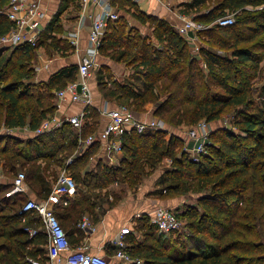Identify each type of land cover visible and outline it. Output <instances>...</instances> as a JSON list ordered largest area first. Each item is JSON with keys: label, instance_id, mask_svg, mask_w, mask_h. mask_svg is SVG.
<instances>
[{"label": "trees", "instance_id": "trees-1", "mask_svg": "<svg viewBox=\"0 0 264 264\" xmlns=\"http://www.w3.org/2000/svg\"><path fill=\"white\" fill-rule=\"evenodd\" d=\"M73 1L61 0L34 45L25 41L0 47V126L35 130L53 115L55 92L76 79L77 65L70 64L46 83L32 81L36 49L64 54L69 48L55 34L62 29L60 15ZM205 2L190 0L184 6L197 10ZM8 4L9 0H0V36L13 28L4 13ZM112 4L131 12L141 24H149L152 34L143 35L122 15L108 21L99 55L130 64L133 72L128 80L109 85L112 74L100 65L98 89L108 101L126 100L129 104L125 105L135 113L151 105L153 117L163 120L166 128L123 131V155L118 163L107 165L98 160L89 169L99 140L75 152L79 137L97 132L99 114L87 106L88 119L79 133L68 122L25 140L0 131L3 168L9 165L12 171L16 163L25 167L26 180L39 199L48 197L58 176L56 167L72 168L80 197L54 208L68 237L65 223L74 226L87 208L94 213L92 206L103 200L99 190L119 181L126 187L114 194L121 197L168 157L170 165L158 178L155 193L173 197L195 191L196 204L182 213L191 219L190 234L182 241L171 237L173 232L159 233L143 216L138 225L140 240L129 234L127 251L143 264H264V68L260 65L264 59V0H216L193 17L207 25L198 31L207 41L197 52L166 20L144 14L129 0H113ZM227 13H234L233 24L214 23ZM255 81L261 85L254 86ZM226 109L235 111L230 124L212 128L204 151L195 159L182 150L184 139L168 129L202 119L215 123L223 119ZM69 157L72 161L66 164ZM6 192L0 195V264L44 260L47 237L41 219L32 211L21 212L29 197L21 192L6 196ZM30 229L37 232L31 235Z\"/></svg>", "mask_w": 264, "mask_h": 264}, {"label": "built area", "instance_id": "built-area-1", "mask_svg": "<svg viewBox=\"0 0 264 264\" xmlns=\"http://www.w3.org/2000/svg\"><path fill=\"white\" fill-rule=\"evenodd\" d=\"M82 5L88 2H95L101 7L100 12L92 18L91 28L89 31L88 50L80 58L77 64L76 79L67 83L65 87L57 90L55 96L59 99L69 98L70 101H80L84 104V108L76 114L69 115L63 119L52 117L42 120L40 125L33 130L34 134L46 132L53 126L58 127L63 122L71 124L78 133L85 125L86 107L91 104V92L89 78L92 70L99 65L97 57L99 55V44L107 28L109 20H114L118 14L109 6L108 0H80ZM264 7V5H262ZM5 15L13 23V28L6 34L0 36V47L14 46L19 43L28 41L32 45L40 32V20L43 12L36 0H9ZM234 13L222 15L214 21V23L227 26L234 23ZM182 24L177 26L178 32L184 36L192 31H200L207 27L206 24L197 22L193 19L181 17ZM73 44H77L78 31H70L68 33ZM257 82V81H255ZM261 83L254 86L259 87ZM264 97V94H263ZM258 99V98H257ZM102 114L107 117V121L99 134L93 133L86 137H79L78 150L82 151L84 147L102 138V148L106 149L109 156L121 153L120 134L123 131L135 129L138 132L164 129L166 128L163 120L151 118L149 120H141L137 118L134 112L127 108L126 105H119L111 109H102ZM226 125V124H225ZM9 131L10 129H6ZM212 130L210 123L200 120L196 125H192L188 130V137L194 140V145L189 149L192 159L196 155L204 151V145L208 141L209 133ZM72 161V157L66 160V164ZM26 177L24 171H18L11 181V189L6 192L9 196L15 192L25 193ZM76 182L63 166L54 181L51 191L46 199L28 198L21 212L32 211L40 217L42 222V230L46 234V258L44 260H32V264H108L107 258L99 253L90 252L86 247H73L67 237V234L61 225L59 219L55 215V204H67V199L76 189ZM150 222L153 223L157 231L162 234H169L177 231L181 226V221L176 216V212L167 206H158L150 216ZM81 227L92 228L87 216L82 218ZM36 229H30L29 233L34 235ZM116 247L113 257L122 264H143V260L139 257L132 256L126 249L124 233H120L114 240ZM63 257V258H62Z\"/></svg>", "mask_w": 264, "mask_h": 264}, {"label": "crops", "instance_id": "crops-1", "mask_svg": "<svg viewBox=\"0 0 264 264\" xmlns=\"http://www.w3.org/2000/svg\"><path fill=\"white\" fill-rule=\"evenodd\" d=\"M40 5L43 12L42 19L40 20L41 29H44L48 22L52 19L55 13L58 11L61 0H36ZM113 0H108L109 6L118 15H122L126 18L130 26L138 29L144 34H148L147 27L145 24H141L136 18L125 9H117L116 5L112 4ZM137 8L146 15L161 18L169 22L175 28L182 24L181 17H187L181 14V8L184 4L190 0H129ZM74 2H71L69 7L62 12L60 15V20L62 24L61 32L55 35L60 37L69 43V48L63 53H53L52 57H47L44 54L45 48L39 47L35 50V56L32 60L34 67V77L32 81L36 83H46L52 74L57 72L59 69L68 66L70 64H78L80 58L88 50L89 43V31L91 28L92 18L97 15L101 7L95 2H88L86 5H82L80 0H76V6L74 8ZM78 8V9H77ZM132 9V8H131ZM184 15V16H183ZM188 15V14H187ZM192 17V16H191ZM188 19V18H187ZM189 19H193L189 18ZM78 31L77 44H73L71 37L68 33L70 31ZM188 36L184 35L188 40ZM192 41V40H191ZM189 42V41H188ZM97 61H99V66L102 65L109 69L112 74L111 81H119L120 77L131 76L132 70H129L124 66L123 63L114 61L112 59L102 57L98 55ZM90 92H91V106L95 108L99 114V120L97 125V134L103 129L107 117L102 114V109H111L116 107L118 104L115 100L108 101L105 99L99 89L96 86L93 74L89 78ZM56 109L53 115L57 118L63 119L66 116L78 113L84 108V104L80 101H70L69 98L59 99L55 96ZM149 111L143 113H134L135 116L141 120H149L153 117V114L148 107ZM87 118V117H86ZM88 119V118H87ZM216 123V122H215ZM214 124V123H213ZM219 126V125H218ZM168 128V127H167ZM6 131V128H4ZM23 134L33 137L35 134L28 126H22L18 128ZM171 132L175 133V130L168 128ZM15 128L10 129L8 132L12 133ZM177 134V133H175ZM179 137L180 135L177 134ZM184 139L185 145L188 146L192 140L187 137ZM99 148L95 154V158L89 161V165L93 168L98 160H101L107 165H115L118 160L122 157L123 153L114 154L109 156L106 149L102 148V138L98 137ZM184 145V146H185ZM84 147L83 149H85ZM190 148V147H189ZM83 151V150H82ZM171 159L164 158L159 165L149 172L144 178L143 182L138 186V188L132 192L126 190V192L121 197L115 196L117 190H114L118 186V182L114 181L110 183L105 188L99 190L103 200H101L96 206H92L94 213L88 211L87 208L84 215L82 214L78 223L73 225H68L65 223V229L68 233L69 241L71 245L86 247L90 252L99 253L104 255L108 264H122L116 258L113 257V252H115L116 247L113 244V240L120 234L124 233L125 242L127 247H131L129 244L127 236L133 234L138 240H140V232L138 231V225L140 224V219L143 216H147L150 220V216L153 211L158 206H167L172 209L179 208L182 205L180 198L177 196L161 197L159 194L155 193L159 186L157 185L158 178L162 175L164 169L170 165ZM60 169V167H59ZM26 185V191L23 193L27 197L39 199L37 195L31 189L29 183ZM112 188V189H111ZM86 191V190H85ZM84 191V192H85ZM80 197V193L76 187L74 192L66 197L67 204H55L54 208H62L69 205L74 200ZM183 202V201H182ZM63 205V206H62ZM88 211V212H87ZM96 214V216L94 215ZM87 216L90 222L91 228L81 227L82 218ZM126 247V248H127ZM46 257V256H45ZM63 258V257H62ZM54 264L55 261H54Z\"/></svg>", "mask_w": 264, "mask_h": 264}, {"label": "rangeland", "instance_id": "rangeland-1", "mask_svg": "<svg viewBox=\"0 0 264 264\" xmlns=\"http://www.w3.org/2000/svg\"><path fill=\"white\" fill-rule=\"evenodd\" d=\"M216 2V0H206V2L204 3V4H202V6L199 8V9H197V10H189V8L188 7H182L181 8V14H184V15H186L187 17L186 18H192V17H195L196 15H198V14H200L201 12H203V11H205L207 8H209V7H211L214 3ZM262 5H264V4H262ZM75 6H76V2H74V8H75ZM78 9V8H77ZM136 9V8H135ZM131 12H128V14H130ZM188 14V15H187ZM183 15V16H184ZM192 16V17H191ZM185 17V16H184ZM128 23V22H127ZM128 25L130 26V24L128 23ZM145 27H147V31L149 32L148 33V35H151L152 34V29L149 27V24H145L144 25ZM63 28V27H62ZM62 30V29H61ZM61 32V31H60ZM141 32V31H140ZM142 33V32H141ZM143 35H145L144 33H142ZM188 35H190V36H188V41H189V43H190V45H191V47H192V50L194 51V52H197L198 51V49L203 45V43H206L205 41H207V38L205 37V35L204 34H200L198 31H190L189 33H188ZM192 40V41H191ZM44 51V54H45V56H47L48 58L49 57H52L53 56V53H52V49H46V50H43ZM98 63H99V61H98ZM121 63H123L124 64V66L125 67H127L129 70H132L131 68H132V65H130V64H126L125 62H121ZM100 64V63H99ZM260 65H262L263 66V68H264V59L261 61V64ZM99 71H100V67H99V65H98V67L96 68V69H94V70H92V74H93V78H94V80H95V83H96V86H97V76L99 75ZM263 77H264V73H263ZM128 77L127 76H123V77H120V81H123V80H128L127 79ZM130 78H132V77H130ZM261 83V81H257V82H255V84H260ZM138 85H141L140 84V82L138 83ZM97 88H98V86H97ZM59 90V89H58ZM127 101L126 100H124V99H117L116 100V103L118 104L117 106H119V105H125V103H126ZM122 103V104H121ZM128 104H129V102H127ZM130 108H132L131 106H129ZM129 107H127V108H129ZM148 107H150V110H151V105H148ZM148 107H146V110L145 111H137L136 113H143V112H146V111H149L148 110ZM133 109V108H132ZM134 110V109H133ZM132 110V111H133ZM228 109H226L225 110V112L222 114V120H219V121H217L216 123H210V127L211 128H214L215 126H220V125H229L230 123V120H231V117H232V114L235 112V111H233L232 109H230V110H228ZM135 113V112H134ZM52 117H55L54 115H52V116H50V117H47V118H52ZM47 118H45V119H47ZM200 121V120H199ZM194 125H196V124H193V126ZM191 124H184V125H181V126H179V127H177V128H170V129H173V131L175 130V133H177V134H179L180 136H182V137H184L185 139L188 137V130L191 128ZM5 127L4 126H0V131H5V129H4ZM18 128H20V127H16L15 128V131H13L11 134H13V135H16V136H18V137H20L22 140H25V139H27V138H30V136L29 135H25V134H23ZM53 128H55V126H53L52 127V129ZM7 131V130H6ZM190 139V138H189ZM192 140V139H191ZM194 140H192V142L188 145V146H182V150L183 151H185V153L187 154V156L189 157V155L191 154L190 152H189V149L194 145V142H193ZM11 145H13L12 143H11ZM190 147V148H189ZM84 150V149H83ZM180 151V150H179ZM75 152H82V151H79L78 150V148L76 149V151ZM75 152H73V155H75L76 153ZM96 154V153H95ZM95 154H93L92 156H90V158H89V161L90 160H93L94 158H95ZM72 155V156H73ZM192 155H195L194 153L192 154ZM192 155H190V157L192 156ZM2 156L0 155V158H1ZM94 157V158H93ZM88 161V162H89ZM65 163H66V161H65ZM4 163H3V160H1L0 161V183H5V184H3V185H1L0 184V187H1V191H0V195L4 192H6V191H9L11 188H10V185H9V183H11V181H12V179H13V177L15 176V174H16V172H18V171H25V167H21L20 165H18V163H16L15 164V166L13 167V170L12 171H10L9 170V168L11 167V166H9V165H7V167H5V168H3V165ZM85 165H87V163H85V164H83V165H81V167H84ZM63 167V166H62ZM62 167H60V169L62 168ZM89 169H91L92 167H91V165H89V166H87ZM86 167V168H87ZM56 171H57V174L60 172V169H59V167H56ZM68 170V172H72V168L70 167L69 169H67ZM56 174V175H57ZM48 178L49 179H51V176H48ZM55 181V180H54ZM54 181H52V182H54ZM143 182V179H142V181H141V183ZM26 183L28 184V180H26ZM140 183V184H141ZM139 184V185H140ZM126 187V185L124 184V183H121V182H119L118 181V186H116L115 188H114V190H117L116 192H118V191H122V190H124V188ZM138 188V187H137ZM137 188H130V191H132V192H134ZM112 189V188H111ZM134 189V190H133ZM175 196H177L178 198H180V200H182L181 201V203H182V205H180L179 206V208H177L176 207V209H178V211H179V220L181 221V226H180V228L177 230V231H174L172 234H171V237H176V238H178V239H180V240H182V241H185L186 239H187V236L190 234V229L187 227L188 226V223H189V221L191 220L187 215H183L182 213H183V211L185 210V209H187L188 207H189V205H195L196 204V194H195V191H193L192 189H189L187 192H185L184 194H180V195H175ZM30 198V197H29ZM180 209V210H179ZM174 211H176L175 209H173ZM171 233V232H170Z\"/></svg>", "mask_w": 264, "mask_h": 264}]
</instances>
